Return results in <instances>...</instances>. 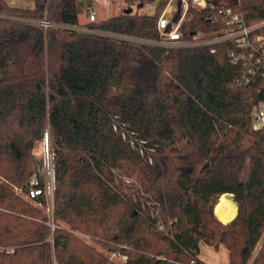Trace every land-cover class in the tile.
Listing matches in <instances>:
<instances>
[{"label":"trees","instance_id":"trees-1","mask_svg":"<svg viewBox=\"0 0 264 264\" xmlns=\"http://www.w3.org/2000/svg\"><path fill=\"white\" fill-rule=\"evenodd\" d=\"M33 1L0 0V244L15 247L0 264H52L53 254L58 264H115L62 223L125 264H207L202 245L248 264L264 234V126L254 128L264 78L238 85L247 70L232 62L230 41L159 45L171 0H140L156 14L125 12L91 22L94 32L80 30L79 0ZM187 1L185 40L226 28L218 9ZM234 11L264 22V0ZM47 131L54 231L8 186L29 194ZM36 188L46 205L43 182ZM225 194L238 206L227 224L214 211ZM254 264H264V244Z\"/></svg>","mask_w":264,"mask_h":264},{"label":"built area","instance_id":"built-area-1","mask_svg":"<svg viewBox=\"0 0 264 264\" xmlns=\"http://www.w3.org/2000/svg\"><path fill=\"white\" fill-rule=\"evenodd\" d=\"M244 1L251 0H192L193 5L198 8L218 9L220 13H223L226 28L221 30L215 37L206 38L204 34L200 33L194 36L193 41H187L184 39L185 34L181 30V22L184 20L189 2L187 0H171L172 6H169L158 20V27L162 36L158 44L167 48H173L182 46H209L230 41L234 45V49L230 53L232 62L234 64L243 63L247 70L245 76L238 81V85L243 87L251 86L257 80L264 78V22L250 26L242 13L234 11ZM179 2H181L180 12ZM88 12L90 22H95L96 14L91 11ZM176 15L179 16L177 20ZM42 24L44 27L49 26V23L45 21ZM254 118L255 129L262 128L264 126V103L255 108ZM52 161L53 166L49 176L54 180V155ZM129 182V180H126V183ZM38 184L39 180L37 178L31 182L32 188L29 194L33 199L42 194L36 188ZM5 250L7 251V248L0 246V252ZM123 258L126 259V257Z\"/></svg>","mask_w":264,"mask_h":264},{"label":"rangeland","instance_id":"rangeland-1","mask_svg":"<svg viewBox=\"0 0 264 264\" xmlns=\"http://www.w3.org/2000/svg\"><path fill=\"white\" fill-rule=\"evenodd\" d=\"M79 1H81V0H79ZM134 2L136 3L134 6V9H133L134 14L138 13L140 15H149V16H153L156 14V4H148V5L142 6L140 2H137V0H134ZM8 3L11 6L24 8V9H30L33 7V0H8ZM169 6H172V2H170L166 6V8L160 12V15H162L164 13V11L167 8H169ZM128 10H130V9L128 8ZM98 22H100V21L99 20L95 21V23H98ZM89 24H91L90 21L87 25H89ZM87 25L82 26V28L80 30H83L86 32H94V30L91 28H88ZM187 29H188V24L186 23V21L184 19L181 22V30L185 34V32H187ZM193 39L187 40V41H193ZM182 47H189V46H182ZM254 128H255V125H254ZM34 156H35V160L37 163V169L38 170H37V174L31 178V182L33 180H35V178H37V180H39V182L40 181L43 182V184L45 186V193H43V194H44V197L46 198V205H41V204L36 203L33 200V198L30 197V194L26 193L24 190H22L19 187L11 186L10 184H8V186L23 201L31 204L32 206H35L36 208H39L49 218V222H48L49 227L51 228V231H54L56 228L55 223L53 221L54 195H55L56 183H55V180H53L49 176V174L51 172V168L53 166L52 143L50 140L49 131L46 132L43 141L37 144V146L34 150ZM125 190H126L125 192H128L127 189H125ZM39 196H42V194ZM218 220H219V218H218ZM230 222H228V223H230ZM222 223H224V222H222ZM224 224H227V223H224ZM61 227L65 228L66 230L71 232L73 235H75L77 238H79L84 244L92 246L96 249L97 252H100V253L106 255L115 264H125L127 259L123 258L124 256L107 251L106 247H104L103 245H100L99 241L96 240L95 238H93L91 235L85 234V233L80 232V231L71 230L69 228V226L66 225L65 223H62ZM158 229L160 231H164V227L159 226ZM263 244H264V234H263V237L261 238L260 242L257 244V247L255 248V250L252 254V257L250 258L248 264H254L257 256L263 250ZM0 246L3 248H7V251L5 250V252H12L15 248L12 246L2 245V244H0ZM199 256L207 264H228V262H229V254H228V251L226 250V248L224 246H220V248L218 250H216L213 247L202 245L201 249H200ZM52 264H58L54 254L52 256Z\"/></svg>","mask_w":264,"mask_h":264},{"label":"crops","instance_id":"crops-1","mask_svg":"<svg viewBox=\"0 0 264 264\" xmlns=\"http://www.w3.org/2000/svg\"><path fill=\"white\" fill-rule=\"evenodd\" d=\"M137 2H140V0H137ZM78 4L79 22L81 26H84L90 21L88 11L96 14V21H103L114 16L122 15L128 11V8L133 11L136 3L134 0H81Z\"/></svg>","mask_w":264,"mask_h":264},{"label":"bare ground","instance_id":"bare-ground-1","mask_svg":"<svg viewBox=\"0 0 264 264\" xmlns=\"http://www.w3.org/2000/svg\"><path fill=\"white\" fill-rule=\"evenodd\" d=\"M237 213V204L233 200H231L229 196H221L215 207V214L219 218V220L224 223H228L237 216Z\"/></svg>","mask_w":264,"mask_h":264},{"label":"water","instance_id":"water-1","mask_svg":"<svg viewBox=\"0 0 264 264\" xmlns=\"http://www.w3.org/2000/svg\"><path fill=\"white\" fill-rule=\"evenodd\" d=\"M178 6H179V12H180V7H181V2L178 3ZM127 12H131V10H128ZM54 180H55V177H54ZM226 196H229L231 198V200L234 201V197L232 194H225ZM235 202V201H234ZM236 203V202H235ZM217 205V204H216ZM216 207V206H215Z\"/></svg>","mask_w":264,"mask_h":264}]
</instances>
